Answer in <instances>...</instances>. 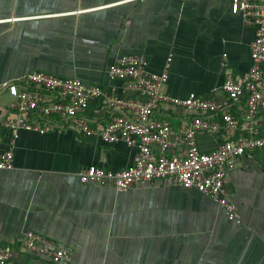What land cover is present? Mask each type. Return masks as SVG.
Returning <instances> with one entry per match:
<instances>
[{"label": "crops", "instance_id": "1", "mask_svg": "<svg viewBox=\"0 0 264 264\" xmlns=\"http://www.w3.org/2000/svg\"><path fill=\"white\" fill-rule=\"evenodd\" d=\"M231 4L0 0V153L10 146L1 123L15 116L9 83L46 72L100 85L107 96L145 102L125 90V83L108 77L127 55L147 57L152 73L168 72L165 94L187 98L195 93L226 103L241 124L247 100L232 102L223 86L229 75L242 79L251 70L256 30L232 13ZM118 114L98 99L84 115L96 127ZM199 116L167 103L156 110L153 119L172 127L170 156H186L178 136ZM259 116L264 135V109ZM212 118L221 121V114ZM198 141L203 152H214L225 134L201 133ZM153 150L161 153L159 146ZM138 157V150L124 142L109 144L70 129L47 135L21 132L14 169L0 171V246L12 245L11 264H54L25 251L22 241L28 231L70 250L67 264H264V148L240 158L227 173L238 220L229 219L215 200L194 188L155 181L117 191L80 180L84 169L120 172Z\"/></svg>", "mask_w": 264, "mask_h": 264}, {"label": "built area", "instance_id": "2", "mask_svg": "<svg viewBox=\"0 0 264 264\" xmlns=\"http://www.w3.org/2000/svg\"><path fill=\"white\" fill-rule=\"evenodd\" d=\"M231 10L256 30L251 45V70L242 79L229 75L223 86L232 102L247 100L241 124L226 110V103L195 93L187 98L165 94L163 87L168 82V72L152 73L144 55L121 57L108 71V77L125 83V90L137 93L146 99L145 102L115 94L107 96L100 85L80 79L33 72L7 85L15 116L1 123L2 129L10 136V146L0 153V171L14 169V146L21 132L47 135L70 129L85 138L99 136L109 144L124 142L139 152L137 162L120 172L99 167L82 170L79 174L82 183L110 185L117 191L151 185L155 181L194 188L215 200L229 219L238 220L237 208L226 186L227 173L240 158L264 148L259 116L260 110L264 109V1L232 0ZM170 62L171 58L168 64ZM98 99H103L110 111L119 114L106 125L93 127L84 114L91 101ZM163 103L200 115L180 130L178 139L187 148L185 157L168 154L172 148V127L167 121L153 119ZM127 112H132L135 118L128 116ZM218 114H221V121L212 118ZM221 132L225 134V141L214 152L206 153L200 149L198 136L201 133L217 135ZM154 146H159L161 153H155ZM22 244L29 254L54 264L71 261L70 250L35 231L26 232ZM13 258L12 245L0 246V264H11Z\"/></svg>", "mask_w": 264, "mask_h": 264}]
</instances>
